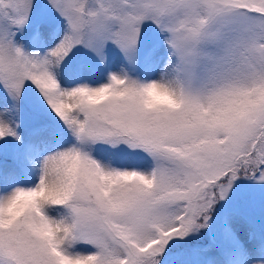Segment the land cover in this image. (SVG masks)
<instances>
[{"label": "snow or ice", "instance_id": "obj_1", "mask_svg": "<svg viewBox=\"0 0 264 264\" xmlns=\"http://www.w3.org/2000/svg\"><path fill=\"white\" fill-rule=\"evenodd\" d=\"M0 264H264V0H0Z\"/></svg>", "mask_w": 264, "mask_h": 264}]
</instances>
